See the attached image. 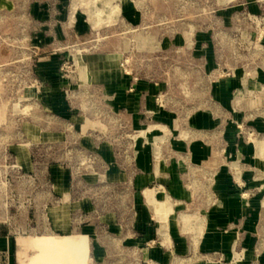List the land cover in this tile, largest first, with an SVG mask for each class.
<instances>
[{"label":"rangeland","instance_id":"rangeland-1","mask_svg":"<svg viewBox=\"0 0 264 264\" xmlns=\"http://www.w3.org/2000/svg\"><path fill=\"white\" fill-rule=\"evenodd\" d=\"M63 224L91 264H264V0H0V233Z\"/></svg>","mask_w":264,"mask_h":264},{"label":"crops","instance_id":"crops-1","mask_svg":"<svg viewBox=\"0 0 264 264\" xmlns=\"http://www.w3.org/2000/svg\"><path fill=\"white\" fill-rule=\"evenodd\" d=\"M66 224L61 235L42 236L31 243L0 233V264H91L85 236L70 233Z\"/></svg>","mask_w":264,"mask_h":264}]
</instances>
